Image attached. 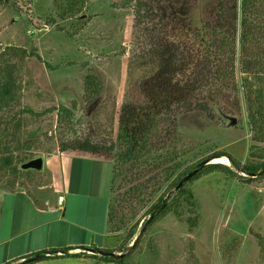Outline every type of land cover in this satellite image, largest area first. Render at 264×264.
I'll list each match as a JSON object with an SVG mask.
<instances>
[{
    "label": "rangeland",
    "instance_id": "obj_1",
    "mask_svg": "<svg viewBox=\"0 0 264 264\" xmlns=\"http://www.w3.org/2000/svg\"><path fill=\"white\" fill-rule=\"evenodd\" d=\"M76 1L84 5L78 15L70 14L68 9L72 3L67 0L0 3V57L5 59L1 64L17 65L21 89L16 114L24 120L25 140L34 139L40 146L36 158H44L45 173L39 181L40 186L29 188V194L32 189L45 187L50 182L47 159L64 155L61 147L67 146L70 141L82 142L89 135L95 136L92 137L93 146L100 148L97 156L111 159L115 168L109 224V233L113 236L108 241L109 250L118 248L131 227L136 223L138 225L135 238L124 249L125 258L110 264H264V176L249 184L237 178H228L221 172L207 175L190 186L194 190L196 207L193 209L185 203L179 208V214L173 210L177 191L167 190L178 175L212 153L226 152L245 163L250 150L255 147L257 150L254 152L263 156L262 160L257 158L256 161H263L264 124L255 127L251 120L258 118V91L264 92V57L261 59L263 54L259 53V50L264 51V40L261 42L254 37L256 46L250 53L255 60L242 64L239 16L235 25L237 52L231 66L228 49L224 46L222 49L224 35L230 33L234 22L231 0H140L144 6L142 14H147L149 9L153 18L141 20L147 31L141 50L136 49L135 55L131 52V49L134 51L131 42L135 1ZM170 2H175L173 7L178 13L183 7L186 10V25L181 28L184 35L190 29H201L203 36L215 46L209 49L208 60L203 61L198 69L196 91L187 99L188 103H192L191 109L181 108L175 125L171 123L172 119L160 117L157 130H152L146 139L143 138L155 146L144 149L146 144L142 140L140 147L126 156L127 148H117L118 120L125 102L126 87L129 81L137 79L146 62L155 56L157 33L163 31H160L158 7H166L168 4L164 3ZM178 43L183 56H187L192 50L189 40L183 39ZM8 47L26 49L28 54L13 56ZM220 50L222 52L217 59ZM32 52L38 53L42 61L29 56ZM132 54L136 57V62H133L136 69L132 71V79H129ZM187 62L183 65L189 68ZM187 68L181 76L185 81L194 75L196 69ZM92 71H98L105 86L100 98L88 103L85 79ZM212 72L226 75V78L223 80L221 76V79L214 80ZM54 107H64L71 113L69 119L63 122L60 133L57 129L59 112L52 111ZM14 114H0V134L4 127H8V139L14 131ZM63 129L71 137L63 135ZM113 143L115 149L110 151ZM175 153L179 155L180 170L170 180H165L166 174H162L159 165ZM220 159L227 160L228 166H231L228 158ZM220 159L214 162L221 163ZM166 165L164 163L163 167ZM235 170L239 175L243 174ZM103 176L104 179L106 173ZM243 176L247 175L244 173ZM23 177L7 171L5 180H1L2 231L7 229L13 212L9 192L23 190L12 191L10 183L24 180ZM110 178L111 175L109 179L106 177L104 184L110 182ZM94 182L97 183L96 178ZM162 196L172 204V209L166 215H155V219L142 231L151 217L148 210ZM188 218H196L197 224L193 226ZM102 223L103 218H99L98 229ZM141 231L138 246L131 248ZM30 264L107 263L65 258Z\"/></svg>",
    "mask_w": 264,
    "mask_h": 264
},
{
    "label": "trees",
    "instance_id": "obj_2",
    "mask_svg": "<svg viewBox=\"0 0 264 264\" xmlns=\"http://www.w3.org/2000/svg\"><path fill=\"white\" fill-rule=\"evenodd\" d=\"M11 1L13 0H0V3L7 4V2ZM67 1L70 2V4L72 3L71 5H69L70 9H68L70 14L78 15L84 5L80 2H77L76 0ZM130 1H135L136 3L135 26L131 42V48L133 47L134 50L132 51L131 49V52L135 53L136 49L141 50L142 43H144L145 39L144 35L147 31V29L143 26L141 20H145L147 18H151L152 20L153 17L152 15L150 16L149 9H147V14H142L144 6L140 2V0ZM164 4L168 5L166 7H163L161 5L158 7V11L160 12L159 22L161 23L160 31H163L157 33V41L154 47L155 56H152L151 60L146 62L143 72L138 76L136 75L137 79L134 81H129L126 87L125 102L122 105L121 115L118 120L117 136V148H127V151L125 153L126 156L128 154L130 155L133 151L138 149L143 138L145 137L146 139L149 136V133L152 132V130H157V122L160 117H163L164 119H172L171 123L175 125L176 117L177 115H179L181 108L191 107L192 103H188L187 99L188 96L196 91L195 81L198 80V77H196L199 71L198 69L202 66L203 61L206 62V60H208L211 53L209 49H211L212 46H215L212 41H209L203 36L201 29H190L189 31H186V34L184 35V32H182L181 28H184V26L186 25L185 8L183 7L178 13L177 9L174 10L173 7V4H175V2ZM230 6L234 22L230 27V33H225L224 35V40L222 41V49L224 47L228 49V62L232 66L237 52V30L235 28V25L236 22L239 21V16H241L240 62L246 65L248 63V60H255L252 53H250L252 47L256 46L254 37H258L261 42L264 40V0H231ZM183 39H188L191 44L192 50L191 52L187 53V56H183L179 49L180 44L178 42L182 41ZM8 49L13 52V56L24 57L28 54L26 49L13 47H8ZM259 51V53L262 52L261 54L263 55H261V59H263L264 51ZM221 52L222 50H220V52L218 53L217 59L219 58V55H221ZM250 54L252 56H250ZM29 56L42 61V57L36 52L29 53ZM178 59L180 63L178 62ZM131 60L129 61V79H132V71L135 72L136 69V67L133 66V62H136V57L133 55V57H131ZM1 61H5V59L2 60L0 57V114L6 112L15 114L13 119L14 123H12V128L14 131L11 135V138H7L8 127H4L3 133L0 134V183H2V179L5 180V173L7 171H12L14 174L25 176L26 179L23 177L24 180L21 179L19 180V182L18 180H16V182H11L10 189L12 191H16L18 189L28 190L31 187L40 186L39 181L42 179V175H44L43 173H45V171L43 170V172H37L34 170H23L21 166L24 163L36 158L35 154L36 151L39 150L40 146H38L37 141L34 139L25 140V132L27 131L24 120L21 115H19L18 117V115L16 114L18 112L17 108H19L20 106L21 89L20 85L18 84V75L16 72L17 65L8 62H3L1 64ZM186 61H188L187 64L190 65V69H196L194 70V75L189 76V78H187L185 81L184 79H181V76L187 68L186 65H183V62ZM48 66L49 68H52L50 65ZM212 74L214 80L221 79V76H223L218 72H212ZM225 76L222 77L223 80L226 78ZM183 82H185V84H183ZM104 86L105 82L99 76L98 71H92L91 74L87 75L85 79V90L88 99L87 102H96L100 98ZM258 94L259 104L257 105V108L259 109L256 113L258 115V118L256 120H251V124L253 126H262L264 124V92L261 93L260 91H258ZM250 107L251 109H253V106ZM201 109L205 111L208 110L206 107H201ZM52 111L59 112L57 129L60 133L63 122L65 120H68L71 116L70 110L64 107H60L58 109L54 107ZM63 132L64 134H61L65 135L67 138L71 137L66 133L65 129H63ZM30 136L33 135L31 134ZM92 137L95 136L89 135L86 138V141L82 142H79L77 140L70 141V144H68L67 146L63 145L61 147V153L65 154L67 153V151L71 150L72 152H85L97 156V154L100 153V148L98 146H93L94 140H92ZM143 142L146 144L144 146V149L155 146L148 143V140H143ZM114 144L115 143L110 146V151H114ZM12 148L19 153H16L14 150H12ZM254 148L255 147L252 148V151L250 150L249 157L245 163L239 162L229 153L216 152L199 161L192 167L187 168L184 173L178 175L173 180L167 190L176 189L181 179L191 173L203 161L207 159H212L214 157H226L231 162V166L222 163H212L200 169V171L195 174L194 177H192L181 189L177 190L176 195L174 196L176 200L173 202V210H175V212L179 214V208L185 203H188L193 209L196 207L197 203L195 202L194 190L190 186L207 175L221 172L224 173L228 178H237L239 179V181L249 184L257 181L261 176H264V159L263 161H256L257 158L262 160L261 157L263 156L258 155L256 152H254V150H257V148ZM162 149H164V147ZM150 153L151 152H149L148 154ZM170 157H167L168 159L163 160L159 165V169L161 170L162 174H166L165 180H170L180 170L178 164L179 155L175 153V155H172L171 158ZM164 163L167 164L165 167H163ZM234 168L239 170L240 172H243V174L245 173L247 176H243L242 173V175H239ZM188 183L190 184L187 185ZM171 209L172 204H169L168 201L162 196L151 206L148 212L150 215L155 213L157 217L166 215ZM111 210L112 209L110 207L109 224L111 223ZM188 221L193 226L197 224L196 218H188ZM151 223H153V221ZM137 227V223L131 227L130 233H128L125 240L122 241V243L116 249L103 250L97 248L96 246L86 248L87 251L94 252H118L121 254L120 256L105 257L94 254L92 252L71 253L72 251H74V249L72 248L51 249L49 251H43L35 255L49 253V255L44 256L39 261L69 258L76 260L94 259L97 262L107 264L116 263L119 259L123 260L125 258L124 249L126 245L130 243L133 238H135V230ZM138 240L134 242V245L131 248H136L138 246ZM35 255L26 257V260L34 257ZM30 263L21 262L19 264Z\"/></svg>",
    "mask_w": 264,
    "mask_h": 264
},
{
    "label": "crops",
    "instance_id": "obj_3",
    "mask_svg": "<svg viewBox=\"0 0 264 264\" xmlns=\"http://www.w3.org/2000/svg\"><path fill=\"white\" fill-rule=\"evenodd\" d=\"M46 168L51 179L45 187L32 189L31 194L25 189L9 192L13 212L7 229L0 228V264H19L51 249L72 248L71 253L86 252L91 246L110 249L113 161L71 151L47 159ZM104 173L108 179L111 175L107 184Z\"/></svg>",
    "mask_w": 264,
    "mask_h": 264
},
{
    "label": "water",
    "instance_id": "obj_4",
    "mask_svg": "<svg viewBox=\"0 0 264 264\" xmlns=\"http://www.w3.org/2000/svg\"><path fill=\"white\" fill-rule=\"evenodd\" d=\"M217 159H220V157H214L212 159H207V160L203 161L196 169H194L191 173H189L183 179H181V181L179 182V184L175 190L177 191V190L181 189L192 177H194L195 174H197L200 171V169H202L203 167H205L208 164L215 163L214 161ZM21 168L23 170H34V171L42 172L44 169V158L42 156L34 158V159L24 163L21 166ZM154 216H155V213H153L151 215V217L145 222L142 231L149 224V222L154 218ZM142 231L136 237L135 241L140 238ZM91 252L94 254L100 255V256H105V257H115V256L121 255V254H117L116 252H110V251H98V252L91 251ZM46 255H49V253L48 254L35 255L34 257L27 259L23 262H25V263L36 262V261H39L40 259H42Z\"/></svg>",
    "mask_w": 264,
    "mask_h": 264
},
{
    "label": "bare ground",
    "instance_id": "obj_5",
    "mask_svg": "<svg viewBox=\"0 0 264 264\" xmlns=\"http://www.w3.org/2000/svg\"><path fill=\"white\" fill-rule=\"evenodd\" d=\"M222 164L224 163V164H227L228 165V162H227V160H225V159H220L219 160Z\"/></svg>",
    "mask_w": 264,
    "mask_h": 264
},
{
    "label": "built area",
    "instance_id": "obj_6",
    "mask_svg": "<svg viewBox=\"0 0 264 264\" xmlns=\"http://www.w3.org/2000/svg\"><path fill=\"white\" fill-rule=\"evenodd\" d=\"M59 200H60V202H63L64 199H63V197H61Z\"/></svg>",
    "mask_w": 264,
    "mask_h": 264
}]
</instances>
